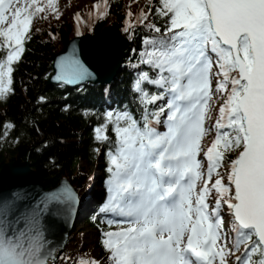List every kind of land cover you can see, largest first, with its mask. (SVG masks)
Instances as JSON below:
<instances>
[{"label":"snow or ice","instance_id":"6c2138e0","mask_svg":"<svg viewBox=\"0 0 264 264\" xmlns=\"http://www.w3.org/2000/svg\"><path fill=\"white\" fill-rule=\"evenodd\" d=\"M103 3L106 9L107 0ZM57 5L58 0H0V101L12 91L14 65L30 39L32 21L48 11L59 18ZM93 7L99 12L100 5ZM154 14L165 28L148 25L161 39L145 42L151 50L141 53L140 63L156 76L141 72L133 85L142 122L138 126L128 111L115 113V120L107 112L94 130L95 140L106 142L112 123L117 138L107 153L108 198L99 211L122 219L108 221L119 230L103 233L105 259L108 264H264V0H158ZM148 18L143 12L139 17ZM57 68L56 79L67 84L91 75L73 56L61 57ZM145 84L159 91L149 92ZM214 98L215 137L205 151L201 142L210 132L205 123ZM161 116L163 133L155 128ZM74 200L67 189L49 194L43 209L37 205L20 213L15 223L23 221L21 227H11L5 203L0 264H49L55 249L48 247L42 213L50 203Z\"/></svg>","mask_w":264,"mask_h":264},{"label":"trees","instance_id":"16d2710c","mask_svg":"<svg viewBox=\"0 0 264 264\" xmlns=\"http://www.w3.org/2000/svg\"><path fill=\"white\" fill-rule=\"evenodd\" d=\"M44 2L46 0H41ZM157 3L158 0H152L151 4L149 0H107L105 9L103 0H58L59 18L51 11L37 14L28 34L30 39L24 44L25 51L14 65L12 91L0 101V169L6 163L28 162L45 189L66 180L81 203L87 201L89 186L95 180L93 169L101 174L97 180L102 182L104 199L93 204L84 219L93 238L85 244L81 231L74 230L62 259L54 264H77L80 259H99L108 264L101 245L103 233L117 231L119 227L115 223L109 225L108 221L113 219L103 216L99 210L108 198L107 153L114 148L117 138L112 123L105 133L106 142L96 141L94 130L105 123L107 112H113L115 120V113L128 111L138 121V126L142 122V108L133 85L141 72L156 76L149 65L140 61L141 53L151 50L145 42L161 39V34L148 25L155 24L162 31L165 28V21L154 14ZM94 5H100L99 12ZM142 12L149 17L143 22L139 19ZM99 13L105 14L100 16ZM110 26L128 40L127 56L110 85L74 89L47 86L52 59L66 42L75 36L97 35ZM142 86L149 92L159 91L153 85ZM163 103L157 102L158 105ZM212 103L211 121L216 118L219 107L218 101ZM149 110H157V105H149ZM5 125L11 127L6 129ZM210 143L209 138L205 144L210 146Z\"/></svg>","mask_w":264,"mask_h":264},{"label":"water","instance_id":"95a60500","mask_svg":"<svg viewBox=\"0 0 264 264\" xmlns=\"http://www.w3.org/2000/svg\"><path fill=\"white\" fill-rule=\"evenodd\" d=\"M105 29H108V31L110 29L114 30L116 32V35L125 42V45L119 50L120 54L118 56V59L115 61L112 69H110V72L107 71L109 72L108 74L98 71L99 65L95 61L92 54V40L99 37ZM105 29H103L98 35L93 36L91 34H86L79 37H74L66 42L63 48L58 53H56L52 59L51 74L47 79V86L51 87L62 85L67 88L74 89L86 85H110L121 70L123 61L127 56L126 48L128 46V40L126 39V37L121 35L120 31L117 28L110 26ZM85 38H88L90 41L78 43L80 39ZM65 56H73L74 58L78 59L84 65V67L87 68L88 72L91 75L75 84H67L62 81H58L56 79V75L58 72L57 63L60 61L61 57ZM65 189L70 190L75 194L74 203L77 201L78 203H80V205H82L79 195L66 180H61L59 184L54 188L45 189L44 185L39 181L38 176L31 169L28 162L6 163L0 169V208H3L5 203H8L10 205L11 210L7 219L10 222L11 227L23 226V221H21L19 225L15 223L16 218L20 215L21 212L27 214L31 212V210L37 205H39V207L43 209L44 204L41 203L42 200H44L51 193ZM67 205L68 204H63L62 206L56 203H50L48 205L47 211L42 213V224L44 225L45 233L48 228L49 231L52 229L51 226L54 225L53 221L58 220L60 216H64L63 213L65 211V208H67ZM82 214L83 210L80 206L79 211L74 213L73 216H71V218L65 223V225L61 224L62 222H64L62 220L64 218L58 220L57 223L61 225L58 224L55 226L62 228L61 231L57 229L59 232L57 231L55 234L58 236L60 232V234L63 233L65 242L63 244L61 243L57 256H53L49 259V264H54L60 257H62L64 248L69 242V238L72 236L78 219Z\"/></svg>","mask_w":264,"mask_h":264},{"label":"bare ground","instance_id":"6f19581e","mask_svg":"<svg viewBox=\"0 0 264 264\" xmlns=\"http://www.w3.org/2000/svg\"><path fill=\"white\" fill-rule=\"evenodd\" d=\"M84 41H90V40L88 38L80 39L78 43H82ZM92 42H93L92 54H93L95 61L99 65L98 71H100L101 73L108 74L110 72V69H112L115 61L118 59V56L120 54L119 50L125 45V42L121 40L116 35V32L112 29H110L109 31L108 29H105L102 32V34L99 37L94 38ZM98 196H99V193L97 191H94V193L91 194L92 201H94L95 198H97ZM88 204L91 205L92 203L88 201ZM80 206H81L80 203H78L77 201L75 203L74 201H72L71 203H68V205L66 206L67 208H65L64 213L62 212L64 216H60L58 218V220L64 218L62 219L64 222H62L61 224L65 225V223L71 218V216H73L74 213L79 211ZM58 220L53 221L54 225L53 226L50 225L52 229L49 231V228H48L45 233L46 240L49 242L48 247L55 249V251L52 252V255L50 256V258H52L54 254H56V252L60 249L61 243L63 244L65 242V239H64L65 237L63 236V233L60 234L61 233L60 232L58 236L55 234L58 230L61 231V228H62V227L60 228L58 226H55L59 224L57 223Z\"/></svg>","mask_w":264,"mask_h":264},{"label":"rangeland","instance_id":"374dc122","mask_svg":"<svg viewBox=\"0 0 264 264\" xmlns=\"http://www.w3.org/2000/svg\"><path fill=\"white\" fill-rule=\"evenodd\" d=\"M215 70V69H214ZM215 87V82L213 81V88ZM214 100H215V98H214ZM213 100V101H214ZM210 105H213L212 104V101H210ZM213 111H214V106H212L211 107V111H210V116L212 115V113H213ZM209 120V119H208ZM208 120H206V123H205V127L206 128H209L210 129V132H209V134L202 140V142H201V147H202V144L207 140V139H209V138H212L213 137V135H214V132H215V129H213L212 128V124H209V122H208ZM160 132H162V129H158ZM198 159H201V160H203V153H201V156H199L198 157ZM204 163L206 162V161H203ZM205 165V164H204ZM88 170V169H87ZM93 171H94V173H92L93 174V177L95 178V180H93L92 182H91V186H89V190H88V192H89V194H92V193H94V191H97L98 193H99V197H97V198H95V200L94 201H92V197L90 196V203H92V205H88L87 204V202H88V198H87V202H85L87 205H88V210H91L92 209V206H93V204H95L96 202L98 203V202H100L102 199H104V195H103V193H104V191H103V187H102V182L101 181H99V180H97L99 177H101V174L99 173V171H97L95 168L93 169ZM211 199V198H210ZM87 205H81V208L83 209V207H86ZM87 210V211H88ZM86 211V212H87ZM83 215V216H82ZM80 217H79V219H78V222H77V224H76V226H75V230H79V231H81V237H82V241L85 243V244H88L89 243V241H90V239H92L93 238V232H92V230H90L89 228H88V226H87V224L86 223H84V219H85V217H86V213H83ZM225 222H226V218H225ZM226 224V223H225ZM59 253V250L57 251V253L54 255V257H56L57 256V254ZM97 261H99L100 262V264H103L104 262H103V260L102 261H100L99 259H96Z\"/></svg>","mask_w":264,"mask_h":264}]
</instances>
